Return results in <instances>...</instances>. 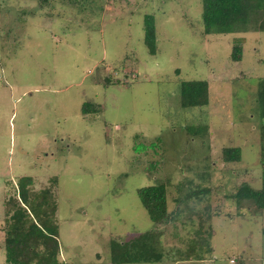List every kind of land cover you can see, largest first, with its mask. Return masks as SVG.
<instances>
[{"label":"rangeland","instance_id":"rangeland-1","mask_svg":"<svg viewBox=\"0 0 264 264\" xmlns=\"http://www.w3.org/2000/svg\"><path fill=\"white\" fill-rule=\"evenodd\" d=\"M201 13V0H0V264L21 177L52 190L67 264H112L111 242L152 229L164 257L136 264H264V211L234 198L261 188L264 33L205 36ZM185 81L207 82L208 105L179 106ZM235 147L240 161L225 163ZM161 183L174 221L157 228L137 189Z\"/></svg>","mask_w":264,"mask_h":264},{"label":"trees","instance_id":"trees-1","mask_svg":"<svg viewBox=\"0 0 264 264\" xmlns=\"http://www.w3.org/2000/svg\"><path fill=\"white\" fill-rule=\"evenodd\" d=\"M201 6L202 33L205 36L250 31L264 33V0H201ZM143 32V43L148 53L154 56L157 39L152 15L144 17ZM240 42V39L234 41L230 53L232 62H239L242 59ZM108 81L105 80L106 83ZM256 102L260 110L261 138L264 141V78L258 80ZM206 105H208L206 81L180 83L179 106L182 109ZM81 108L83 115L97 111L90 102L82 104ZM188 130L193 134L206 132L205 128H188ZM155 146V144L150 145L151 148ZM144 148L140 146L136 151ZM222 154L225 163H237L241 159V149L238 147L224 149ZM261 163L263 167L261 188L253 189L247 184H242L234 196L238 202L243 200L253 202L257 212L264 211V158ZM32 185L31 177L19 178L17 194L11 197L6 204L7 229L4 242L6 264H55L59 261L55 196L50 188L34 191ZM137 196L154 227L158 228L174 221V218L167 212L166 187L163 183L139 188ZM160 233V230L152 229L138 235L135 234L127 241L111 242L112 264L161 262L164 254L158 250L157 238ZM198 241L202 244L200 253L195 256L203 260L204 255H210L212 251L208 238L200 237ZM195 243L197 241L194 245Z\"/></svg>","mask_w":264,"mask_h":264},{"label":"built area","instance_id":"built-area-1","mask_svg":"<svg viewBox=\"0 0 264 264\" xmlns=\"http://www.w3.org/2000/svg\"><path fill=\"white\" fill-rule=\"evenodd\" d=\"M55 264H67V263H65L63 260H59V263H55Z\"/></svg>","mask_w":264,"mask_h":264}]
</instances>
